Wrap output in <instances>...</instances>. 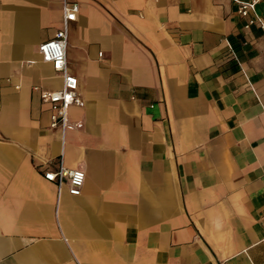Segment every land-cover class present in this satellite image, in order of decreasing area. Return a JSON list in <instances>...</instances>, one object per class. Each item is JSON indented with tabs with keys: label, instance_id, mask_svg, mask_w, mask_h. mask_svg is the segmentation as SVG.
<instances>
[{
	"label": "crops",
	"instance_id": "obj_1",
	"mask_svg": "<svg viewBox=\"0 0 264 264\" xmlns=\"http://www.w3.org/2000/svg\"><path fill=\"white\" fill-rule=\"evenodd\" d=\"M67 1L62 132L32 88L62 86L63 0H0V264H264V32L233 0Z\"/></svg>",
	"mask_w": 264,
	"mask_h": 264
},
{
	"label": "built area",
	"instance_id": "obj_2",
	"mask_svg": "<svg viewBox=\"0 0 264 264\" xmlns=\"http://www.w3.org/2000/svg\"><path fill=\"white\" fill-rule=\"evenodd\" d=\"M233 1L238 5L239 15L245 19L244 28L249 29L251 26H257L264 32V18L255 13L257 4L264 0ZM78 9L77 3H69L67 0H63L62 28L54 34L53 38L38 46V53L42 61L51 64L54 70L61 73L62 86L57 90L43 89L38 86L32 88L40 99L49 105V128L60 129L62 132L74 128L68 123V112L72 106L81 104L77 78L68 71L66 61L68 26L70 22L76 20ZM43 178L56 184L58 188L67 182L69 193L78 196L84 184L85 172L81 169L66 168L59 164L54 171L44 172Z\"/></svg>",
	"mask_w": 264,
	"mask_h": 264
}]
</instances>
